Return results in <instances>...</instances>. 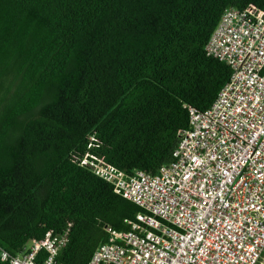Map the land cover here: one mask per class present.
<instances>
[{"label":"trees","instance_id":"trees-1","mask_svg":"<svg viewBox=\"0 0 264 264\" xmlns=\"http://www.w3.org/2000/svg\"><path fill=\"white\" fill-rule=\"evenodd\" d=\"M250 5L264 13V0H0V248L67 228L56 264H88L104 227L127 231L139 208L73 156L94 132L125 174L170 163L183 105L205 110L230 75L209 36Z\"/></svg>","mask_w":264,"mask_h":264},{"label":"built area","instance_id":"built-area-1","mask_svg":"<svg viewBox=\"0 0 264 264\" xmlns=\"http://www.w3.org/2000/svg\"><path fill=\"white\" fill-rule=\"evenodd\" d=\"M204 52L230 75L203 111L183 105L171 162L154 174H125L98 154L86 136L76 164L111 187L139 212L127 231L104 227L105 242L88 264H261L264 260V13L254 6L226 8ZM69 224H66L68 227ZM67 228L47 232L7 264H56Z\"/></svg>","mask_w":264,"mask_h":264},{"label":"bare ground","instance_id":"bare-ground-1","mask_svg":"<svg viewBox=\"0 0 264 264\" xmlns=\"http://www.w3.org/2000/svg\"><path fill=\"white\" fill-rule=\"evenodd\" d=\"M261 264H264V260H263V262Z\"/></svg>","mask_w":264,"mask_h":264}]
</instances>
